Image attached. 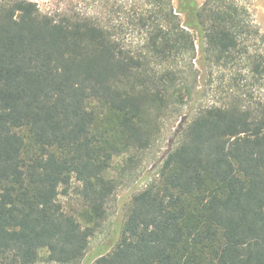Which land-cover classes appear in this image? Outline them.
<instances>
[{
    "label": "trees",
    "instance_id": "1",
    "mask_svg": "<svg viewBox=\"0 0 264 264\" xmlns=\"http://www.w3.org/2000/svg\"><path fill=\"white\" fill-rule=\"evenodd\" d=\"M177 12L149 34L158 65L194 54L190 30L214 62L247 53L238 0H178ZM150 63L98 20L0 0V264L82 262L121 183L113 165L149 148L163 111L183 103L180 72ZM73 185L77 213L60 201ZM93 264H264V105L199 108Z\"/></svg>",
    "mask_w": 264,
    "mask_h": 264
},
{
    "label": "rangeland",
    "instance_id": "2",
    "mask_svg": "<svg viewBox=\"0 0 264 264\" xmlns=\"http://www.w3.org/2000/svg\"><path fill=\"white\" fill-rule=\"evenodd\" d=\"M37 4L43 14L55 18L61 15L85 16L98 20L111 31L121 47L139 58H149L150 65L162 72L164 69L179 71L181 78L176 86L183 89L182 104L175 103L163 111L159 134L146 150L133 152L120 158L112 167V175L121 183L112 195L107 207V218L102 229L90 239L89 247L80 264H93L101 255L112 250L119 239L123 220L128 212L133 195L157 176L162 158L177 142L179 127L191 119L201 107L238 102L248 107L264 105V70L256 68L258 60L264 67V0H238L247 9L249 34L241 39V47L247 53L232 61L219 63L201 53L197 33L194 54L179 58L172 65H158L151 58L149 34L154 21L165 25L172 11L178 20L184 16L177 12L178 0H30ZM201 5L205 0H196ZM184 27V26H183ZM186 28V27H184ZM188 29V28H186ZM188 92L185 93V90ZM179 100V98H178ZM76 185L60 201L69 213L81 209V200ZM35 264H56L42 257Z\"/></svg>",
    "mask_w": 264,
    "mask_h": 264
}]
</instances>
